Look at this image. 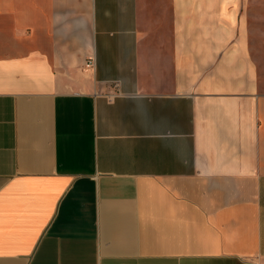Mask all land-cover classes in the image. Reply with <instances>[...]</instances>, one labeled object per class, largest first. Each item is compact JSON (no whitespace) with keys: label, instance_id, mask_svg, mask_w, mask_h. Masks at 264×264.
<instances>
[{"label":"crops","instance_id":"obj_1","mask_svg":"<svg viewBox=\"0 0 264 264\" xmlns=\"http://www.w3.org/2000/svg\"><path fill=\"white\" fill-rule=\"evenodd\" d=\"M244 1L0 0V264H264Z\"/></svg>","mask_w":264,"mask_h":264},{"label":"rangeland","instance_id":"obj_2","mask_svg":"<svg viewBox=\"0 0 264 264\" xmlns=\"http://www.w3.org/2000/svg\"><path fill=\"white\" fill-rule=\"evenodd\" d=\"M242 14L246 18L251 55L264 74V0H246Z\"/></svg>","mask_w":264,"mask_h":264},{"label":"built area","instance_id":"obj_3","mask_svg":"<svg viewBox=\"0 0 264 264\" xmlns=\"http://www.w3.org/2000/svg\"><path fill=\"white\" fill-rule=\"evenodd\" d=\"M91 64H92V62H91V61H88L87 64H86V67H90ZM113 88L115 89V93L112 94L111 97L114 96V95H117V94H118V91H117L118 84H117V83H114V84H113Z\"/></svg>","mask_w":264,"mask_h":264}]
</instances>
